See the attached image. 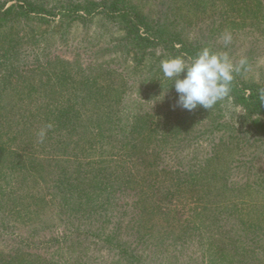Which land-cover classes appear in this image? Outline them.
<instances>
[{"label": "rangeland", "instance_id": "374dc122", "mask_svg": "<svg viewBox=\"0 0 264 264\" xmlns=\"http://www.w3.org/2000/svg\"><path fill=\"white\" fill-rule=\"evenodd\" d=\"M22 1L0 0V264H264V116L186 111L160 68L208 47L264 88V0H121L146 49L68 10L111 0Z\"/></svg>", "mask_w": 264, "mask_h": 264}, {"label": "clouds", "instance_id": "9594fccd", "mask_svg": "<svg viewBox=\"0 0 264 264\" xmlns=\"http://www.w3.org/2000/svg\"><path fill=\"white\" fill-rule=\"evenodd\" d=\"M221 39L225 47L232 42V34L225 30ZM163 76L172 82L177 93L176 106L193 111L198 107L209 111L218 103L231 98L232 85L237 75L248 71L246 57L234 62L226 51H213L204 47L196 56L163 59L160 62ZM183 76V78H181ZM259 100L264 105V88L258 90ZM52 124L42 127L38 133L42 143Z\"/></svg>", "mask_w": 264, "mask_h": 264}, {"label": "trees", "instance_id": "16d2710c", "mask_svg": "<svg viewBox=\"0 0 264 264\" xmlns=\"http://www.w3.org/2000/svg\"><path fill=\"white\" fill-rule=\"evenodd\" d=\"M23 6H19L20 11L23 14L22 16H27L33 13L47 12L44 9L37 8L33 6L31 2H27L26 0L22 1ZM123 4V5H121ZM69 8V9H68ZM67 9L70 10L71 13H82L86 17H92L94 15H104L105 17L112 18L115 21H118L121 25H123L127 31L128 38L133 45L139 49H146L157 43L161 42L154 37H150L151 35H142L139 32L140 26L144 27V23L138 17L135 12L130 11L126 8L123 1L121 0H111L108 2L97 3V2H85L81 4L71 5ZM11 10V7L8 8H1L0 6V18H3L7 15ZM146 32L147 29H146ZM192 53L193 57L196 56L198 50H189L188 54ZM261 89L260 87H250L249 93L246 95L244 92L242 93V89L233 83L231 95L234 98L235 102L242 105L247 114L250 115H257V116H264V105H262L261 101L259 100V92L258 90ZM264 132V129H261ZM0 146V158L3 153V150ZM2 160V159H1ZM0 160V161H1Z\"/></svg>", "mask_w": 264, "mask_h": 264}]
</instances>
